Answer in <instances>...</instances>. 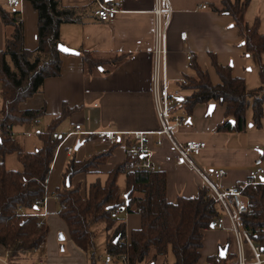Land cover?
Listing matches in <instances>:
<instances>
[{"label":"crops","instance_id":"crops-1","mask_svg":"<svg viewBox=\"0 0 264 264\" xmlns=\"http://www.w3.org/2000/svg\"><path fill=\"white\" fill-rule=\"evenodd\" d=\"M101 1L119 4V13L114 20L99 21L95 15L98 9L96 0H61L64 7L82 12L80 22L61 26L60 42L79 53L91 52L98 60H121L89 70L80 55H63L61 75L46 79L41 91L20 105L21 111H45L36 122L16 126L12 131L13 138L25 152L42 149L44 143L39 135L52 127L53 134L68 136V139L65 142L59 140L46 188V201L38 212L48 228L47 237L41 246L17 260L11 259L9 251L0 245V264H91L89 255L75 245L66 222L59 216L57 191L64 187L61 170L71 159L82 162L96 154L111 153L97 170L73 178L72 185L81 184L82 195L85 196L91 184H105L109 173L124 165L133 132L155 133L160 129L152 94L156 0ZM168 1L172 12L166 70L170 91H179L182 79L195 77L192 63L207 72L214 85L221 84L213 66L214 58L219 65L231 67L233 77L244 78L247 83L250 66L255 63L245 56L242 38L233 27V18L215 11L216 7H221V0ZM247 1L246 22L253 26L258 21L260 33H264V0ZM2 9L9 11L6 0H0V12ZM18 12L24 34V49L34 51L39 46L38 12L29 0H23ZM183 33H186L185 39L181 38ZM12 34L13 28L6 25L0 15V52L5 50L7 39ZM188 56L193 57L192 61L188 60ZM181 93L185 99L187 94ZM2 105L0 94V109ZM210 105H215L212 114L208 113ZM210 105L200 104L191 113L187 111L192 127L190 130L181 129L177 137L182 143L193 141L206 144L196 157L197 162L208 174L217 170L226 172L218 180L220 186L231 188L243 185L250 181V171L264 169V123L261 130L253 128L251 115L246 132H219L218 126L225 121V107L220 103ZM64 114L66 117L61 119ZM76 125L82 127L80 134H75ZM103 131L118 134L120 141L109 144L94 136ZM159 140L162 146L156 147ZM151 145L153 164L158 172L166 176L168 202L175 204L180 198L197 197L200 189L207 185L189 166L177 163L178 154L170 140L166 136L153 135ZM69 148L74 150L72 155L67 152ZM0 163L5 164L9 171L24 170L17 154L0 157ZM89 175L92 181L88 186ZM261 179H264V175ZM125 187L120 188L125 190ZM118 217L124 220L129 237L133 230L141 228L139 214H129L124 210ZM225 224L229 228L226 218ZM99 229L105 231L103 226ZM202 233L204 245L200 251V264H206L210 257L219 256L221 247L226 248L229 242L228 252L235 253L236 248L234 245L232 247V243L235 244L234 236L229 230L214 228L205 229ZM112 234L113 230L105 231V250ZM249 249L245 245L247 258ZM157 260L165 264L163 258H155L154 254L142 264H156ZM97 264H105V260ZM112 264L125 263L114 261Z\"/></svg>","mask_w":264,"mask_h":264},{"label":"trees","instance_id":"trees-1","mask_svg":"<svg viewBox=\"0 0 264 264\" xmlns=\"http://www.w3.org/2000/svg\"><path fill=\"white\" fill-rule=\"evenodd\" d=\"M29 1L38 12L39 20V46L34 51L24 49L18 10L2 9L0 12L2 21L13 28L5 50L0 52L3 102L0 109V157L17 154L24 168L22 172L9 171L0 163V245L14 260L41 246L47 237L48 228L38 212L47 196L44 182L51 177L60 141L52 142V127L39 135L43 148L27 153L13 138L12 131L16 126L36 122L44 115V110L21 111L20 105L39 93L46 79L61 75L63 54L58 49L61 26L80 22L82 12L64 7L61 0ZM248 3L247 0H221V7H216L215 11L233 18V27L242 38L245 56L250 57L259 69L261 86L250 90L244 78L233 77L231 67L219 65L215 58L213 66L221 84L214 85L209 74L192 63L195 77L186 78L187 86H179L180 91L187 94L185 106L189 113L200 104L220 103L225 107V121L218 126L219 132H246L250 108L253 128L263 129L264 33H260L258 21L253 26L246 22ZM80 57L89 70L121 60H98L86 51H81ZM65 117L64 114L61 119ZM110 154H96L82 162L71 159L66 167L64 187L57 191L59 216L66 222L75 245L89 255L91 264H97L96 231L103 226L107 232L113 230L106 243L107 254L116 256L127 252L129 264H142L151 254L163 258L166 264L170 251L175 264L200 263V251L204 245L202 231L212 229V224L224 216V208L211 190L205 186L195 198H180L175 204L169 203L164 173H125L126 187L122 190L118 178L124 171L120 166L109 173L105 184H91L83 196L81 184L72 185L73 178L97 170ZM244 193L249 198L250 212L241 215L242 227L251 232L253 243L264 252V185L253 187L250 184ZM122 209L129 214H139L142 222L140 229L131 232L128 250L116 242L117 238L120 240L126 236L125 222L112 217ZM258 229L261 231L257 232ZM218 258L210 257L206 264H237L238 260L236 253L230 252L225 259Z\"/></svg>","mask_w":264,"mask_h":264},{"label":"built area","instance_id":"built-area-1","mask_svg":"<svg viewBox=\"0 0 264 264\" xmlns=\"http://www.w3.org/2000/svg\"><path fill=\"white\" fill-rule=\"evenodd\" d=\"M22 2L23 0H6V6L10 10H18ZM96 2L98 4V9L95 15L100 22H108L116 18L119 13L118 3H104L101 0H96ZM203 8H206V6H203ZM171 13L168 0H156L154 10L155 35L152 65V94L160 129L155 133L133 132L131 134L132 142L127 146V157L123 165L124 172H158L152 161L153 147L151 145V137L153 135L166 136L177 151V163L179 165L185 164L199 174L211 190L212 195L222 204L225 216L218 219L217 223H215V228L229 230L233 234L238 254L237 264H264V252L253 243L251 232L242 227L240 218L242 214L250 212L249 198L244 191L250 184H252L253 187L264 185V182L261 181V177L264 175V169L257 168L250 171V181L243 185L223 188L216 180L223 178L226 172L224 170H217L214 171L213 174H208L196 160V157L199 156L201 151L206 147V144L193 141L182 143L177 137L178 131L181 129L190 130L192 124L181 91H170L169 79L166 73L168 58L167 38ZM19 21L21 22L20 18ZM185 37L186 33L181 34L182 39H185ZM192 58V56H188L189 61H192ZM180 85L187 86V79H182ZM81 131V125H76L75 134H80ZM70 135L73 134L71 133ZM94 136L102 142L109 144H116L120 141L119 135L110 131L98 132L94 134ZM67 139L68 136L63 137L59 133H54L52 142L56 140L65 142ZM155 145L156 147L162 146V141L159 140ZM73 151V148H69L67 152L69 155H72ZM49 180L48 178L44 182L46 188L49 185ZM118 215V212L113 213L112 217L117 218ZM225 218L229 222V228L226 227ZM259 231H261V229L257 230V232ZM119 243L121 247L124 246L125 249L128 250L130 245V237L128 234L120 239ZM245 245H248L251 250V263L247 261ZM217 260H220V257ZM114 261L129 264L127 252L116 256L108 255L105 259V264H112Z\"/></svg>","mask_w":264,"mask_h":264},{"label":"rangeland","instance_id":"rangeland-1","mask_svg":"<svg viewBox=\"0 0 264 264\" xmlns=\"http://www.w3.org/2000/svg\"><path fill=\"white\" fill-rule=\"evenodd\" d=\"M250 69H251V72L248 73L249 74V79L247 81V85H248L250 90H253V89L259 88L261 86V80H260V76H259L258 67L255 64H253L252 66H250ZM251 115H252V110L250 108V110L248 111V117H250ZM263 123H264V121H263ZM262 152L264 153V149L262 150ZM196 160H197V158H196ZM66 166L67 165H65L63 167V169L61 170L63 172V173L62 172L60 173V176H62V178H64V173L66 172ZM90 176L91 175H89V179L87 181V185L88 186L91 184V181H92V177H90ZM216 182L218 183V180H216ZM118 184H119L120 187H125V185H126V180H125V176L123 175V173H121L119 175ZM61 234L64 235L63 232ZM104 245H105V231H103V229L102 230L98 229L97 238H96V252H95L96 253V257L98 259V262H103L108 256ZM233 245L236 248V244L232 243V247H233ZM235 253H236L237 257H238L237 248L235 250ZM247 261H248V263L252 262L251 250L249 252ZM156 264H162V262L160 260H157ZM167 264H175V258H174V255H173V253L171 251L169 252V254L167 256ZM198 264H200V263H198Z\"/></svg>","mask_w":264,"mask_h":264},{"label":"water","instance_id":"water-1","mask_svg":"<svg viewBox=\"0 0 264 264\" xmlns=\"http://www.w3.org/2000/svg\"><path fill=\"white\" fill-rule=\"evenodd\" d=\"M58 49H59V52L62 53L63 55H73V56H79L80 55V53L78 51L72 50V49H70V48H68L62 44L59 45ZM214 109H215V105H210L208 113L212 114ZM232 123H233V121H232ZM250 127H252V125H250ZM77 149H78V147H77ZM261 181L264 182V179H261ZM121 211H124V209H122ZM211 228L214 229L215 224H212ZM61 239L62 240L64 239V237L62 235H61ZM118 241H119V238L116 239V242H118ZM229 248H230L229 246H226V248L224 250H221L219 253V257L222 259H225L227 254H228Z\"/></svg>","mask_w":264,"mask_h":264}]
</instances>
